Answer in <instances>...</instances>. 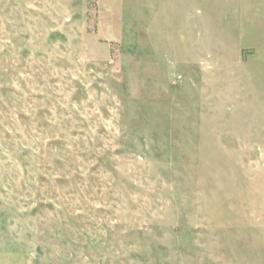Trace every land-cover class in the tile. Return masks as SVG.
<instances>
[{"label": "rangeland", "instance_id": "rangeland-1", "mask_svg": "<svg viewBox=\"0 0 264 264\" xmlns=\"http://www.w3.org/2000/svg\"><path fill=\"white\" fill-rule=\"evenodd\" d=\"M0 264H264V0H0Z\"/></svg>", "mask_w": 264, "mask_h": 264}]
</instances>
